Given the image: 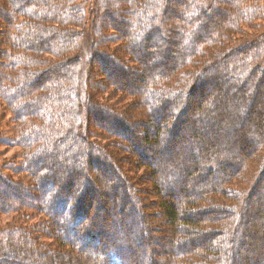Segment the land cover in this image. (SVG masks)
Returning a JSON list of instances; mask_svg holds the SVG:
<instances>
[{
	"label": "trees",
	"instance_id": "obj_1",
	"mask_svg": "<svg viewBox=\"0 0 264 264\" xmlns=\"http://www.w3.org/2000/svg\"><path fill=\"white\" fill-rule=\"evenodd\" d=\"M113 1L0 0V104L13 125L0 146L21 148L17 163L0 168V213L11 217L0 226V264H142L139 249L160 233L150 224L163 220L178 257L162 260L154 248L147 264H264L243 242L264 222L250 213L264 203V155L254 168L264 148V26L235 40L243 24H264V0ZM82 40L89 68L80 75ZM208 78L238 96L227 103L221 94L224 104L205 109ZM181 128L187 157L166 172L155 167ZM232 144L224 155L213 150ZM183 161L193 168L182 177ZM144 178L151 188L138 183ZM181 178L192 185L186 195L164 200ZM149 194L154 214L141 211ZM140 217L147 238L132 241Z\"/></svg>",
	"mask_w": 264,
	"mask_h": 264
},
{
	"label": "rangeland",
	"instance_id": "obj_2",
	"mask_svg": "<svg viewBox=\"0 0 264 264\" xmlns=\"http://www.w3.org/2000/svg\"><path fill=\"white\" fill-rule=\"evenodd\" d=\"M106 1H108V2H114L113 0H106ZM247 23L248 24H243V26H241L242 33L239 34L236 37L235 40H238V39H240L242 37H245V36L246 37H250L249 35H254L256 33H259L258 25L264 26V24L262 22H260L259 20H257V19L254 20V21H252V22H250V23L249 22H247ZM80 31H81L82 36L86 32V31H84L82 29H80ZM243 39H245V38H243ZM88 43H89V41L87 40V41H85V45H83V40H82V46H84L85 49L84 50H81L80 51V54H78V55H76V57H74V59H75L78 56V62L80 63V67L82 66V71H80V75L82 74V72L84 70V67H85V69L89 68V65H88L89 64L88 57L85 59V53H86L85 51H88V49L90 47V43H89V47H88ZM4 46H5L4 43L3 44H0V48H4ZM2 58H3V56H2ZM162 61H163V59H162ZM260 64L262 65L263 68H262V71L257 74V78L260 75H262V73H264V58L260 59ZM236 68H237V65H236V63L233 62L231 64V67L229 69H233V71H234V69H236ZM159 70H160L159 68H156L155 69V71H159ZM228 71H230V70H228ZM95 74H96V72H95ZM209 76H212V74H210ZM208 80H209V83L203 85V88H202V96L200 97V98H206L207 99V102L204 105V108L205 109L207 108V110H208V108H212L214 102H215V104H217V103L224 104V102L226 100L223 101L222 95L225 97V99H228V100L232 96H234V97L238 96V92L235 91V90L231 94H229V95L227 94V89H228L229 82L228 83H225L223 80H219V79H218V81H214L213 82V80H210L209 78H208ZM81 88L84 89V90H88L87 85H86V87L84 86V87H81ZM81 88H80V95L82 93L81 92V90H82ZM127 88L128 89H131L129 87H127ZM35 90H36V88H33V92H35ZM197 95H198V91H197ZM230 100L229 101H226V102L227 103H230L231 102ZM248 100H252V102H253V99H252V96L251 95L248 98ZM96 102L97 103L98 102H101V100L98 99V100H96ZM197 102H198V96L196 98H194L193 104L195 105ZM206 104H208V105H206ZM254 106L256 108V104H254ZM6 107H7L6 104H4V105L0 104V140H4L7 137V136L5 137V134H4L5 132H7V134L10 131L12 132V127L11 126H13V125L10 123V122H12V114L6 109ZM95 107H98V106L95 105ZM84 115L86 116L85 113H84ZM92 120H94V119H92ZM92 120L89 122V126H92L93 127V125L97 124V122L96 121H92ZM100 123L103 124L104 122L101 121ZM8 125L11 128V129L9 128L10 131H7L6 130V128H8ZM245 130L248 132L249 131V128H247ZM239 131H241V129ZM16 132L19 133V131H17V130H16ZM183 134H184L183 133V129L181 128V130H179V132L176 135V137H174L175 138L174 140L172 139V141H170L169 143H165V144H163L161 146V150L162 151H165L167 149L166 150V154L164 156H162L161 158L160 157H155V159H153L154 161L151 159L154 162V166L155 167H157V166L159 167L160 164H163L165 166L163 169L166 172V171H169L173 167L171 165V162H172V160L174 158L182 159V158H186L187 157V155L189 153V150L185 149V150H182L180 152V147L182 148L181 142H180V138H181V136H182V138H184L183 137ZM227 134H228V132H227ZM8 136H10V134H8ZM185 137H186V135H185ZM229 137L231 139H233V140L237 139V138H235V135H230ZM138 138H141V136H139ZM189 140H190V138H189ZM119 141H120V139H119ZM122 142L124 143L125 141H122ZM173 144H175L176 146L173 145ZM233 144H236V145L239 146L241 144H245V142H242V141L238 142V140H237V142L236 143H233ZM233 144L232 145H229L228 147L225 146V148L220 147V149L218 148L217 150H215V149H213V150L214 151H217L218 154H220V155H224V152L223 151L224 150L225 151L227 150V153H229L228 151L233 147ZM183 145L186 146V144L184 142H183ZM20 153H21V148L20 147L11 146L10 148H7L5 146H0V168L2 169L3 165L5 166V164L11 165V164L17 163L18 162L17 161V158L20 157L19 156ZM197 153L199 155H201L200 149L197 150ZM211 153H212V150H211ZM254 154H255L254 156H256L258 158V159H256V165L254 167L255 169H257V168H259V165H260V163H258V160H260L259 158L264 155V148H261L260 151L259 150L258 151H255ZM136 157H137V155H136ZM12 159H13V162H11ZM149 159H150V157L147 158V160H149ZM194 160H196V159H194ZM175 161H176V159H175ZM175 161H173V163H175ZM263 163L264 162H262L260 169H262V168L264 169V164ZM181 164H184V165L180 166L181 167L180 168V171L181 172H179L178 174H181L182 177H183V176H185V173H184L183 170L189 171V169L193 165H192V163L187 162V161H183V163H181ZM13 166H15V165H13ZM77 170H75V171H77ZM97 171L99 173L103 174V176L108 175V174L104 173L103 170L100 169V168H98ZM257 172H258V170H256V172L254 173L253 176H255V174H257ZM73 173L74 174H77L78 172H73ZM3 174H5L7 177H10V178H13V179L16 178L15 175L11 174L8 171H3ZM158 175L159 176L164 175V172L163 171L162 172L160 171V173ZM202 178H204V177H202ZM109 179H111V177H109ZM144 182H145V184H144L145 185V188H151L150 183L147 182V179L146 178H144L141 181L140 180L138 181L139 184H143ZM115 184L116 183L114 182V185ZM144 185H141L140 188H144ZM252 185H253V183H251V186ZM97 186L101 190L103 189L101 187V185L97 184ZM191 186L192 185L190 183L188 184L187 182L182 181V178H181L180 181H179L178 188L177 189H174L170 193V195H168V194L166 196L163 195L164 196L163 199L164 200L168 199L169 201L172 200L173 203H176L178 201L176 198L177 197H182V196L186 195L185 194L186 191H188L191 188ZM262 186H264V184ZM260 191H258V193H256V196H257V194H259V195L261 194ZM7 195H8L7 197L10 199L11 192H7ZM120 195H121V191L118 190L117 196H120ZM145 198L143 196V199L141 200V206H142L141 207V211L144 212V214H154V212L157 210V207L156 206L158 204H154L153 203L154 200L153 199H150V194L147 195V196H145ZM109 199H112L111 195L109 197H105V198L102 197V199L100 197H98V196H94L93 203L91 204V207L93 208V206L97 205V203H96L97 200L98 201L100 200L102 202L103 200H109ZM127 204L128 205L129 204H132V199H128ZM85 209H87V208H85ZM178 210L179 209H177V211ZM137 211H138V209H137ZM105 212H106L105 210H104V212L102 210V211H98L97 214H98V216L99 215H104ZM109 212H111V211H109ZM112 212H115V211H112ZM253 212L256 213L258 216H261V217L264 218V203L261 200H259L256 204L252 205V209L250 210V213L252 214ZM10 218L11 217L9 215H5V214H1L0 213V226H2L4 224H6L7 222H9L10 221ZM135 221H136V224L137 225H134L133 226V230L136 231V233L134 235V238H131V240L133 241V239H136V237L138 236V233H139L140 238L145 241L146 238H147V235L145 236V234H144L145 232H144V229H143V223L145 221L143 222L141 217L140 218H137ZM163 221H164L163 224H158V225L157 224L156 225L155 224H153V225L150 224V226H153L154 228L156 227L160 231V233L157 234V236H156L157 238L154 237L155 239L152 241V242H154V245L153 244L152 245L150 244V245L145 246V247L143 246V247H141L139 249V251H138V253L136 255V260H138V262H141L142 264H147L146 260H144V257H143L144 252L148 251L149 253H147V252L146 253L147 254H150V253H152V249H154V248H156V252H158V255H160V258H162V260L171 259L174 256H175V258L178 257L177 256V253H174L168 247V243L167 242H168V239L171 238L170 236L172 234L170 232V226L168 225V223L165 220H163ZM148 222L150 223L152 221L150 220ZM245 225H246V227L249 230V227L251 226V224L246 223ZM180 234L183 235V237H178V239H183L184 238V234L183 233H180V232H176V235L177 236H179ZM198 242H200V241H198ZM243 242H247L248 245L250 243L252 245V247L254 249H256V251H261L262 253H264V247H263V245H264V222H259V224L255 228V230L252 231V233H251V231H250V233H246ZM77 245L80 247V249L82 251H87V252H92L93 251V247L90 244H89L90 246H87L88 248L83 247L80 243H78ZM243 253L246 254V252H243ZM247 253H248V251H247ZM251 258L252 259L249 260V261H247L246 264H255V263L256 264H260L259 262L257 263V262L254 261V258L255 257H251ZM236 262H237V260H236Z\"/></svg>",
	"mask_w": 264,
	"mask_h": 264
}]
</instances>
